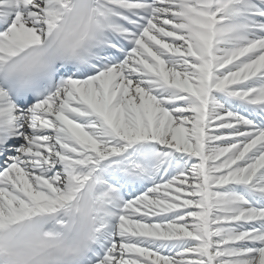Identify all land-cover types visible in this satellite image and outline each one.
I'll return each instance as SVG.
<instances>
[{"label": "snow or ice", "instance_id": "snow-or-ice-1", "mask_svg": "<svg viewBox=\"0 0 264 264\" xmlns=\"http://www.w3.org/2000/svg\"><path fill=\"white\" fill-rule=\"evenodd\" d=\"M0 264H264V0H0Z\"/></svg>", "mask_w": 264, "mask_h": 264}]
</instances>
